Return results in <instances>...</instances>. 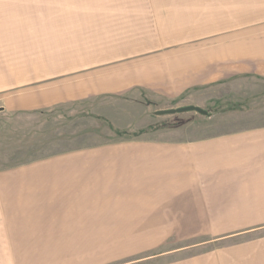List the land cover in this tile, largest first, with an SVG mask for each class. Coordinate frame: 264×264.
<instances>
[{"label": "rangeland", "instance_id": "obj_1", "mask_svg": "<svg viewBox=\"0 0 264 264\" xmlns=\"http://www.w3.org/2000/svg\"><path fill=\"white\" fill-rule=\"evenodd\" d=\"M191 104L211 114H155ZM0 107V174L264 125V0H0ZM35 220L0 264H264V221Z\"/></svg>", "mask_w": 264, "mask_h": 264}, {"label": "crops", "instance_id": "obj_2", "mask_svg": "<svg viewBox=\"0 0 264 264\" xmlns=\"http://www.w3.org/2000/svg\"><path fill=\"white\" fill-rule=\"evenodd\" d=\"M87 155L81 166L0 174V233L44 214L71 216L86 231L92 222L264 221L235 218L264 208V125L152 136Z\"/></svg>", "mask_w": 264, "mask_h": 264}, {"label": "water", "instance_id": "obj_3", "mask_svg": "<svg viewBox=\"0 0 264 264\" xmlns=\"http://www.w3.org/2000/svg\"><path fill=\"white\" fill-rule=\"evenodd\" d=\"M3 110V107H0V111ZM187 112H198L202 115H208L209 112L205 108L198 106V105H185V106H179L176 108H169V109H160L156 110V115H174V114H180V113H187Z\"/></svg>", "mask_w": 264, "mask_h": 264}, {"label": "trees", "instance_id": "obj_4", "mask_svg": "<svg viewBox=\"0 0 264 264\" xmlns=\"http://www.w3.org/2000/svg\"><path fill=\"white\" fill-rule=\"evenodd\" d=\"M208 112H209V115L211 114V111L210 110H208Z\"/></svg>", "mask_w": 264, "mask_h": 264}]
</instances>
